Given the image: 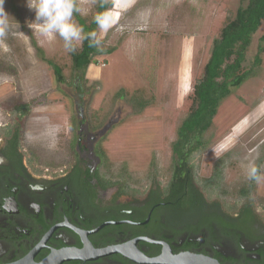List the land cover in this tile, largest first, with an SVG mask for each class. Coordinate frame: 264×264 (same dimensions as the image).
Segmentation results:
<instances>
[{
	"label": "rangeland",
	"instance_id": "374dc122",
	"mask_svg": "<svg viewBox=\"0 0 264 264\" xmlns=\"http://www.w3.org/2000/svg\"><path fill=\"white\" fill-rule=\"evenodd\" d=\"M75 1L81 16L95 13L96 0ZM106 1L110 5L101 21L106 30L99 27L97 33L103 36V49H114L88 67L81 82L84 94L77 98L69 83L72 63L63 39L56 35L50 41L30 27L35 12L27 0H4L10 16L0 36V124L14 121L16 112L11 113L9 102L20 96L32 105L29 116L20 119L24 143L39 150L40 158L58 159L70 142L71 117L81 104L98 128L119 112L102 145L137 176L145 174L150 160V168L168 176L170 143L191 104L210 41L240 0ZM263 33L264 23L251 55ZM261 57L255 76L223 101L203 136L204 147L192 155L197 183L211 176L214 163L220 164V189L228 206L242 201L237 192L250 182V161L264 174V51ZM48 60L61 67L64 82L55 80ZM252 191L254 209L264 217V180L255 182Z\"/></svg>",
	"mask_w": 264,
	"mask_h": 264
},
{
	"label": "flooded vegetation",
	"instance_id": "af4514ba",
	"mask_svg": "<svg viewBox=\"0 0 264 264\" xmlns=\"http://www.w3.org/2000/svg\"><path fill=\"white\" fill-rule=\"evenodd\" d=\"M30 112L0 124V264H162L146 261L183 253L220 264H264L261 229L250 237L215 222L200 226L191 215L180 220L163 201L170 165L162 176L150 160L140 177L110 155L102 140L119 112L98 128L81 104L58 159L40 158L24 143L20 119ZM15 128L16 147L7 135Z\"/></svg>",
	"mask_w": 264,
	"mask_h": 264
},
{
	"label": "trees",
	"instance_id": "16d2710c",
	"mask_svg": "<svg viewBox=\"0 0 264 264\" xmlns=\"http://www.w3.org/2000/svg\"><path fill=\"white\" fill-rule=\"evenodd\" d=\"M76 3V1H75ZM77 5V3H76ZM110 2L96 0L95 13L90 17L73 14L77 24L82 26L84 34L98 31L96 17L107 10ZM78 7V6H77ZM264 23V0H240V4L226 16L218 35L213 36L208 48V58L202 67L199 79L193 85L191 104L175 130V138L170 143L171 149V185L164 193L163 201L169 203L176 217L185 220L193 216L201 225L215 222L226 230L239 229L252 237L254 231L264 237V217L254 209L251 198L254 181L241 187L237 192L241 203L233 201L228 206L225 201L226 192L220 189L221 171L218 163L212 166V174L201 183L195 180L191 164L192 155L201 150L205 141L203 136L214 124L215 116L223 101L229 98L244 82L255 76V71L262 63L264 51V33L259 37L256 52L251 55L253 40ZM114 48L98 50L89 47L87 40L81 42L76 53H70L73 81L70 85L76 89L80 98L84 92L82 81L91 64L97 63L98 56L110 54ZM55 80L64 82L62 69L48 60ZM84 82V81H83ZM11 113L25 114L30 111L29 102H24L20 96H13L9 102ZM145 103L138 102L140 108ZM17 129V128H15ZM16 132V133H15ZM12 135L8 131L10 143L18 144L19 128ZM220 190V196L217 191ZM217 196H216V195Z\"/></svg>",
	"mask_w": 264,
	"mask_h": 264
},
{
	"label": "clouds",
	"instance_id": "9594fccd",
	"mask_svg": "<svg viewBox=\"0 0 264 264\" xmlns=\"http://www.w3.org/2000/svg\"><path fill=\"white\" fill-rule=\"evenodd\" d=\"M3 5L4 0H0V36L5 34L10 16ZM27 6L35 12V20L30 27L50 41L59 35L64 41V47L70 53L75 54L78 43L85 40L89 42V47L103 50V36L96 31L84 34L83 27L74 21L73 14L80 12L75 0H27ZM101 16L102 14L98 15L96 21L99 27L105 29V25L101 23ZM247 177L256 183L264 180V174L253 161L247 165Z\"/></svg>",
	"mask_w": 264,
	"mask_h": 264
},
{
	"label": "water",
	"instance_id": "95a60500",
	"mask_svg": "<svg viewBox=\"0 0 264 264\" xmlns=\"http://www.w3.org/2000/svg\"><path fill=\"white\" fill-rule=\"evenodd\" d=\"M107 252L108 250H99V253ZM113 252H120L123 253L121 249L117 250H110ZM45 262H42L41 264H48ZM146 262L149 263H162V264H220L216 259L210 258L208 256L204 255H197V254H189V253H183L180 255H171V254H163L156 258H152L150 260H147Z\"/></svg>",
	"mask_w": 264,
	"mask_h": 264
}]
</instances>
